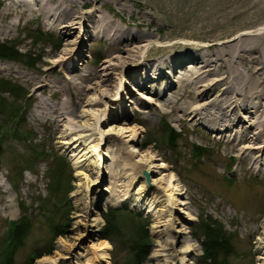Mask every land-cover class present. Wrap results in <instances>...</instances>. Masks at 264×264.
Returning <instances> with one entry per match:
<instances>
[{
	"label": "rangeland",
	"instance_id": "374dc122",
	"mask_svg": "<svg viewBox=\"0 0 264 264\" xmlns=\"http://www.w3.org/2000/svg\"><path fill=\"white\" fill-rule=\"evenodd\" d=\"M6 1L0 0V43L26 53L33 63L0 56V78L17 82L27 93L12 98L0 92L7 101L15 98L21 110L15 119L0 112V130L6 131L0 136V264L7 258L11 264H92L102 241L110 244L105 264H207L200 243L204 220L217 221L231 234L234 249L226 264L264 263V170L245 169L224 136L211 135L202 123L178 119L169 106L158 105L161 97L148 89L161 87L163 80L137 82L143 70L131 68L135 61L111 57L116 52L109 51L108 41L82 32L83 41L64 62H74L76 69L54 63L68 46L61 34L33 14L20 13L19 6L7 12ZM101 3L105 18L148 35L141 41L138 61L148 64L144 59L160 54L172 58L174 69L165 73L175 81L163 97L175 104L183 101L179 96L187 67H194L190 54H201L205 44L241 31L250 33L264 21V0ZM89 6L81 4L79 9ZM248 32L243 35L249 37ZM103 59L115 65L103 68ZM97 68L103 83L92 78ZM77 73L80 77L74 76ZM72 81L84 86V102L57 128L41 109L74 107ZM144 97H153L155 103ZM11 127L24 130V138L14 137ZM169 131L172 139L167 140ZM128 176L134 177L130 181ZM112 180L116 190H103ZM167 191L174 203L163 200L156 204L160 210H147L156 192L165 198ZM92 196L94 203L85 202L84 208L83 200ZM108 208L116 211L118 224L109 238L101 235ZM23 217L30 219L31 227L15 247L9 230ZM143 234L144 255L137 262L132 258L134 241ZM51 257L57 262H49Z\"/></svg>",
	"mask_w": 264,
	"mask_h": 264
},
{
	"label": "bare ground",
	"instance_id": "6f19581e",
	"mask_svg": "<svg viewBox=\"0 0 264 264\" xmlns=\"http://www.w3.org/2000/svg\"><path fill=\"white\" fill-rule=\"evenodd\" d=\"M101 2L102 0H7L6 9L7 12H11L13 7L19 6L20 13L24 14L26 11L29 17L33 14L46 27L56 28L58 34L62 36L63 43L68 46L61 50L64 56L55 59L54 63L60 64L64 69L68 67L76 69L74 62L66 65L64 62L83 41L82 32H86L90 37L98 36L108 41L112 44L109 51L116 52L111 57L122 63L135 61L131 68L136 67L135 71L143 70L145 75L139 80L136 78L137 82L143 83L150 78L163 80L162 86L159 88L148 89L147 87L157 98L161 97L158 105L169 106V112L178 119L196 120L202 123L211 135L224 136L223 140L229 144V148L235 151L239 160L245 163V169L264 170V21L250 33L241 31L231 38H222L217 42L205 44L204 47H200V49L206 50L201 54L189 53L191 55L189 57L193 58L190 62L194 67H187V73L183 78L186 85L185 90L179 96L183 97V101L175 104L168 97H163L175 81V79L168 78L169 76L165 73H170V70L174 69L172 58L169 55L160 54L151 59H144L150 62L148 64L138 61L137 52L142 46L141 41L145 40L148 35L144 32L127 31L119 24L105 18L100 14ZM81 4L90 6L87 10L81 11L79 9ZM114 4L121 6L119 1H114ZM246 32L249 33L247 34L250 35L249 37L243 35ZM70 36L73 37L72 41H68ZM183 59H185L184 56ZM181 61L176 60L175 63L180 64ZM109 65H115V63L103 59L101 66L108 68ZM132 75L136 77V75ZM74 76L80 77V74L77 73ZM93 77H99L102 83L105 81L98 68L94 70ZM71 85L76 97L74 107L69 109L65 105H60L41 109L43 115L51 117L56 122L57 128H59L60 121L68 114L75 115L78 105L84 102L81 93L84 86L77 85L75 81H72ZM176 93L179 94L177 91ZM189 93L191 95L188 97ZM144 98L145 102L155 103L153 97ZM97 122L98 117L95 124ZM101 135L102 133L99 132V136ZM85 140L86 138H83V141ZM93 146L94 144L90 146L89 150H92ZM95 177H99L98 173ZM133 177L128 176V180L131 181ZM144 181L146 182V177L143 178L141 184H144ZM115 184L112 180L109 185L103 187V190L114 191L116 190ZM141 186L143 187V185ZM143 193H146V190ZM164 195H166L165 198H161L156 192L152 196L147 210L151 206L155 208L156 204L160 205L163 200L170 204L174 203V197L171 196L170 191ZM90 201L94 203V196L87 198V201L83 200V207H86L85 202ZM156 208H158L157 211L161 209L159 206ZM165 224L170 227L171 221L167 219ZM260 227L261 233L264 234V219ZM98 244L96 247L101 251L96 255V261L92 264H105L108 261L107 249L110 244L108 241ZM56 259V257H51L48 258V261L56 263ZM40 263L41 260H38L36 264Z\"/></svg>",
	"mask_w": 264,
	"mask_h": 264
},
{
	"label": "trees",
	"instance_id": "16d2710c",
	"mask_svg": "<svg viewBox=\"0 0 264 264\" xmlns=\"http://www.w3.org/2000/svg\"><path fill=\"white\" fill-rule=\"evenodd\" d=\"M41 37L42 34L39 33ZM0 56L15 58V59H25L27 64H32V60L27 56L26 53L18 52L12 46H6V43H0ZM0 92H6L10 97H24L27 93L24 92V89L20 84L10 79L0 78ZM0 94V112L4 114L6 119L13 117V119L20 117L21 110L19 108L18 102L16 99L12 101ZM16 102V103H15ZM11 134L14 133L16 138H24V130H21L17 127H11L9 130ZM6 134V131L0 130V136L3 137ZM167 140L172 139L171 132L167 133ZM107 214V215H105ZM116 211L112 208L106 209L104 212V219L106 223L101 228V235L105 237H110L113 232L118 228L116 222ZM31 227L30 219L23 217L13 224L12 229L9 230L11 243L12 241L16 242L15 247L20 245L22 236H24ZM200 227H202L203 238L201 239V247L203 250V257L208 260L207 264H226L227 257L232 253L234 247L231 242V234L224 230L220 224L215 220H204L201 222ZM141 238L134 241V253L132 258H135L137 262L139 258L143 257L144 246L146 234L141 235ZM140 239V240H139ZM133 245V247H134ZM14 247V248H15ZM37 256V252L34 253ZM4 264H11L10 258H7Z\"/></svg>",
	"mask_w": 264,
	"mask_h": 264
}]
</instances>
